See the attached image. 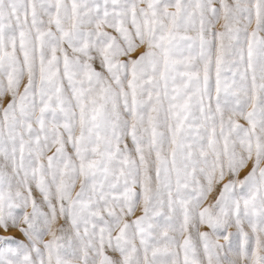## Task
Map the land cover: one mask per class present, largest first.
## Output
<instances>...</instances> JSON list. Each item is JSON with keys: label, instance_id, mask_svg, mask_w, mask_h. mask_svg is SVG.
<instances>
[{"label": "snow or ice", "instance_id": "1", "mask_svg": "<svg viewBox=\"0 0 264 264\" xmlns=\"http://www.w3.org/2000/svg\"><path fill=\"white\" fill-rule=\"evenodd\" d=\"M0 232V264H264V0H0Z\"/></svg>", "mask_w": 264, "mask_h": 264}, {"label": "rangeland", "instance_id": "2", "mask_svg": "<svg viewBox=\"0 0 264 264\" xmlns=\"http://www.w3.org/2000/svg\"><path fill=\"white\" fill-rule=\"evenodd\" d=\"M242 123H243V121H241ZM2 234H4V233H2V232H0V235H2ZM9 234H11V235H16V233H9Z\"/></svg>", "mask_w": 264, "mask_h": 264}]
</instances>
